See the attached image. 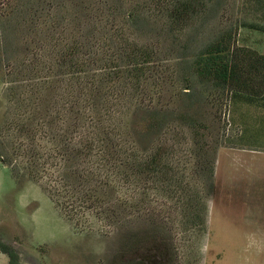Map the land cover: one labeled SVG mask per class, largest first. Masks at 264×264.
Masks as SVG:
<instances>
[{
  "label": "rangeland",
  "instance_id": "obj_1",
  "mask_svg": "<svg viewBox=\"0 0 264 264\" xmlns=\"http://www.w3.org/2000/svg\"><path fill=\"white\" fill-rule=\"evenodd\" d=\"M137 1L146 23L130 40L140 37L141 44L167 31L165 17L151 16L143 0H30L35 8L36 3L42 6L41 14L0 17V264H114L125 236L139 232L140 237L154 234L165 242L174 257L169 264H264L263 110L245 105L234 109L224 95L198 85L208 101L203 151L194 144L191 131L178 124H171L148 148V153L169 149L174 175L169 187L156 180H126L101 166L96 169V151L70 159L71 169H66L64 158L55 156L53 136L66 134L67 147L76 150L95 133L89 124L95 117L92 107L83 100L91 84L62 78L56 65L59 55H67L69 45L85 33L75 18L78 6L95 5L101 13ZM214 11L202 25L196 22L186 31L193 39L191 49L233 27L237 46L264 54V34L248 28L264 27V0H222ZM242 23L250 26L241 27ZM168 45L161 43L162 52ZM171 46V59L165 57L168 61L161 69L165 74L174 70L175 75L159 89L160 103L168 95L182 94L178 47ZM151 79L155 80L153 74ZM101 99L102 106L107 104ZM128 107L116 120L123 122L124 134L135 105ZM29 121L34 139L18 134V125ZM34 160L37 167L31 164ZM76 170L83 176L94 172L102 181L109 178L104 197H110L114 214L106 204L100 210L85 208L78 192L63 187L64 171L70 175ZM70 178L74 181L76 176Z\"/></svg>",
  "mask_w": 264,
  "mask_h": 264
},
{
  "label": "trees",
  "instance_id": "obj_2",
  "mask_svg": "<svg viewBox=\"0 0 264 264\" xmlns=\"http://www.w3.org/2000/svg\"><path fill=\"white\" fill-rule=\"evenodd\" d=\"M143 1L146 2L145 10L152 11L151 16L161 14L165 17L167 31L155 33L141 44L140 37L130 40V36L140 32V27L146 23L139 1L130 6H110L101 13L95 5H87L83 9L78 6L75 18L79 25L83 23L82 31L85 33L69 45L67 55L66 52L64 56L59 55L56 65L62 78L87 80L85 84H91L83 100L88 103L86 106L92 107L95 117L89 119V124L95 133L89 143L82 144L80 141L81 147L76 150L67 147L66 134L53 136L52 140L57 142L55 156L66 160V169L73 166L70 159L96 151V169L101 166L126 180L138 183L143 180L154 183L156 180L169 187L174 177L168 164L169 149L159 147L148 153V148L171 124H178L191 131L194 144L203 151L206 147L203 141L208 134L205 114L208 101L205 94L197 91L198 85L224 95L229 107L234 109L237 105H245L264 111V54L237 46V30L233 27L221 31L208 44L191 49L193 39L186 31L193 28L196 22L200 25L206 22L222 0ZM27 5L31 7L27 8ZM0 10L2 19L28 11L37 16L43 11L42 6L39 9L36 3L35 8L30 0H0ZM5 13H9L8 16ZM240 26L250 25L242 23ZM248 28L264 34V27ZM162 42L169 44L165 52H162ZM171 45L178 47L179 55L175 58L182 94H177V98L168 95L165 103H160L159 89L168 83L170 76L175 75L174 70L165 74L161 69L171 59L172 53L168 52L173 51ZM66 58L68 61L64 63ZM65 65L68 67L66 72L62 69ZM152 74L155 80L151 79ZM101 98H105L107 103L104 106ZM133 100L139 102L134 103ZM131 104L135 105L133 118L127 125L129 131L124 134L123 122H116L117 115H126ZM77 115L82 117L83 113ZM49 122L53 123V119ZM47 123L46 120L44 124ZM31 126V121L20 123L18 134L34 139V131L29 130ZM31 156L35 159L34 155ZM207 161V174L211 177V161ZM36 162H31L32 166L37 167ZM72 174L76 176L74 181L69 180ZM72 174L67 175L64 171L62 175L65 189L78 192L76 197L84 201L85 208L100 210L106 204L107 210H111L109 214H114L110 197H104L106 183L109 182L107 176L102 181L94 172L86 171L83 176L76 170ZM92 176L96 179H90ZM76 197H73L74 203ZM125 237L128 239L114 264H161L164 260L166 263L163 264H169L174 259L171 249L164 241L156 240L154 234L140 237L139 232Z\"/></svg>",
  "mask_w": 264,
  "mask_h": 264
}]
</instances>
